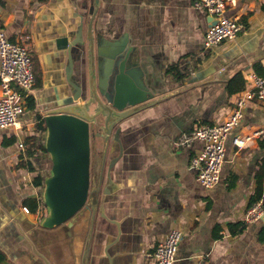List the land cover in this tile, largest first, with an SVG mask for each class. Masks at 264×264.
Returning a JSON list of instances; mask_svg holds the SVG:
<instances>
[{
  "label": "crops",
  "instance_id": "obj_1",
  "mask_svg": "<svg viewBox=\"0 0 264 264\" xmlns=\"http://www.w3.org/2000/svg\"><path fill=\"white\" fill-rule=\"evenodd\" d=\"M196 2L98 0L96 9L94 0H0L4 34L13 42L29 37L35 75L20 128L0 129V251L9 264H38L37 254L49 264H83L90 228L86 264H154L155 246L172 229L182 234L174 264H264V214L244 220L248 208L264 199L251 203L264 168V139L241 149L232 143L264 125V106L247 103L225 140L220 179L210 189L199 184L190 165L201 145L196 140L180 145L196 126L226 121L237 98L249 90L246 76L257 74L256 64L264 70V0H237L227 15L238 19L241 32L212 48L204 47L203 38L214 20ZM80 23L84 41L91 28L95 52L132 50L121 73L113 67L115 93L127 97V104L138 95L148 97L140 111L113 127L120 126L121 155L110 172L113 133L106 145L103 139L88 140L89 178L101 173L106 149L101 191L116 196L115 203L102 205L100 196L94 216L88 206L72 221L46 227L51 181L75 159L78 146L69 128L46 125L44 118L62 113L61 105L72 99L67 75L73 82L80 81L82 72L90 75L86 53L66 50ZM171 67L180 79L167 72ZM238 75L244 89L230 94L228 84ZM27 138L36 139L34 153L25 144L18 147ZM23 162L31 163L32 170L18 167ZM261 184L264 189V176ZM26 199L37 202L35 214L23 211ZM233 223L244 225L234 237L228 227Z\"/></svg>",
  "mask_w": 264,
  "mask_h": 264
},
{
  "label": "water",
  "instance_id": "obj_2",
  "mask_svg": "<svg viewBox=\"0 0 264 264\" xmlns=\"http://www.w3.org/2000/svg\"><path fill=\"white\" fill-rule=\"evenodd\" d=\"M94 4H96L94 8L97 9L98 0H94ZM95 13L96 10L94 13H91L90 17L92 21L95 17ZM213 20L214 22L212 25L216 23L214 18ZM92 21H90L91 25ZM86 42L88 46H86ZM94 46L91 28H87V38L86 41H84L82 23H80L74 33L73 39L66 45V50L70 51L73 49L75 52L86 53V63L88 64L90 75L86 78L82 72L79 82L71 81L67 75L68 83L73 90L72 99L61 105L62 108L58 111H62V113L44 118L46 125L49 123L62 124L66 128H69L74 134L78 146L75 152V159H71L67 167L59 172L51 181L53 186L51 193L52 199H50L49 196L46 198V204L49 206L48 208L51 215L50 219L45 224L46 227L61 225L69 219L72 221L74 216L79 213L82 208L88 206L91 208L94 216L96 204L100 196L102 197V205L106 204L112 206V204L115 203L116 196L110 195L106 189L101 191L102 171L105 166L106 149L103 148L102 151V160L100 164L101 173L98 172L96 176H92L91 179L89 178L90 152L88 140L89 138L93 141L96 139H103L106 145L108 137L113 133V145L110 147L107 156L109 161L107 170L110 172L121 155L117 147L119 144L120 126H117L114 131L112 130L113 127L119 123L121 125L124 120L136 114L142 109L143 103L147 102L145 100L148 96L141 98V96L138 95L136 98L133 97L132 99H128L131 100V102L127 104L125 102L127 97L121 98V95L118 96V92L115 93L113 87L114 82H117V79L112 78L114 65L118 66V70L121 73L126 59L132 50L120 47L114 49L112 54L110 52L106 54V49L103 53L100 52L99 48L96 49L95 52ZM97 57H99L98 61L102 63L99 65L98 76L96 77L95 59ZM82 64L85 65V60L82 61ZM68 66L72 69L73 65L71 61H69ZM80 99L83 101V105L76 104ZM30 218H33L32 215H30ZM91 230L92 228H90L88 241L85 245L83 264L87 263V256L91 243ZM37 256L40 260L38 264H49L48 260L43 255L37 254Z\"/></svg>",
  "mask_w": 264,
  "mask_h": 264
},
{
  "label": "built area",
  "instance_id": "obj_3",
  "mask_svg": "<svg viewBox=\"0 0 264 264\" xmlns=\"http://www.w3.org/2000/svg\"><path fill=\"white\" fill-rule=\"evenodd\" d=\"M236 4L237 0H197L195 6L203 9L216 21L204 32L205 48L234 40L241 32L242 25L238 19L227 15ZM28 40V36H23L21 42L9 40L0 23V129L20 128L24 100L35 85L34 61L27 45ZM246 84L249 85V90L245 96L237 98L226 121L196 126L185 134L180 142V145L185 146L196 140L201 145L190 165L196 172L199 184L206 189L214 187L220 179L226 152L225 140L242 119L247 103L254 100L264 106V78L254 73L248 74ZM257 138L264 139V125L245 137H234L232 143L241 149L247 142ZM18 147L23 149L24 143L19 142ZM23 211L29 213L26 207ZM263 214L262 198L248 208L244 220L253 222ZM34 217L38 218L39 215L36 214ZM181 240L182 234L179 230H170L154 248L152 255L154 264H174Z\"/></svg>",
  "mask_w": 264,
  "mask_h": 264
},
{
  "label": "trees",
  "instance_id": "obj_4",
  "mask_svg": "<svg viewBox=\"0 0 264 264\" xmlns=\"http://www.w3.org/2000/svg\"><path fill=\"white\" fill-rule=\"evenodd\" d=\"M36 1L39 3H44L46 0H36ZM254 70L256 71V73L259 76L264 78V70L262 69V67L260 65L256 64L254 66ZM167 72L169 74L175 75L179 79L181 78V74L179 73V71L177 70L176 67L169 68ZM244 85H245V81L243 80V78L241 76L238 75L230 81L227 89H228V92L230 94L235 93V92H240L241 90L244 89ZM28 105L31 107L33 105V102L30 100L28 102ZM24 144L32 153H34V151L37 149L35 138H27L24 141ZM30 164L31 163L23 162V163H20L18 165V167H25L29 170H32V167L30 166ZM263 176H264V168L261 169L260 172L258 173V185H257V189L255 190L254 195L251 199V203L262 198V196H264V189H263V186L261 184ZM39 183H40L39 179L36 178L34 180V185L38 186ZM24 205L30 211V213L35 214L36 208H37V202L35 200L26 199L24 201ZM228 227H229V232L233 237L239 235L244 230V225L242 223H233V224L228 225ZM0 264H9L5 258V255L1 251H0Z\"/></svg>",
  "mask_w": 264,
  "mask_h": 264
}]
</instances>
